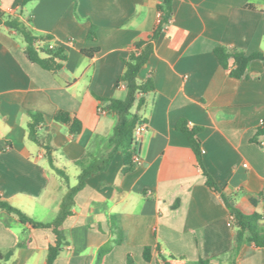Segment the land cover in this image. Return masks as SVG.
<instances>
[{
	"label": "crops",
	"instance_id": "obj_1",
	"mask_svg": "<svg viewBox=\"0 0 264 264\" xmlns=\"http://www.w3.org/2000/svg\"><path fill=\"white\" fill-rule=\"evenodd\" d=\"M2 0L4 17L17 18L37 37L51 35L66 59L54 72L32 62L26 41L0 24V197L34 220L51 223L64 196L78 183L77 161L101 159L112 149L118 116L108 99H125L119 83L132 44L159 23L162 0ZM172 18L154 45L139 80L155 90L138 111L147 126L133 169L123 173L117 150L108 169L91 175L76 193L61 229L66 244L53 264H264V247L239 244L232 212L206 184L196 154L178 129L202 127L203 161L220 188L245 213L263 216L264 62L251 61L235 78L214 54L217 46L248 55L264 52V0H172ZM94 30L96 39H90ZM37 47L46 49V42ZM84 50H94L88 56ZM42 56L46 54L41 52ZM233 67V61L230 62ZM82 123L73 134L55 115ZM133 111L137 112L134 108ZM32 114H41L40 138H29ZM257 198L256 206L250 202ZM53 227H33L0 208V264H45ZM152 248V259L143 256ZM158 247L160 249H158ZM106 248L100 262L99 250Z\"/></svg>",
	"mask_w": 264,
	"mask_h": 264
},
{
	"label": "trees",
	"instance_id": "obj_2",
	"mask_svg": "<svg viewBox=\"0 0 264 264\" xmlns=\"http://www.w3.org/2000/svg\"><path fill=\"white\" fill-rule=\"evenodd\" d=\"M30 0H23V4H26ZM159 11L162 12L161 19L157 27L147 33H143L140 37L132 44L130 57L126 60V70L119 79V83H125L127 88V96L125 99H108L107 110L115 113L118 116V121L115 126L114 134L111 137L112 149L101 159L89 160L82 159L77 161V165L81 168V172L78 175V183L70 187L61 204V208L58 216L51 223H43L34 220L32 217L27 215L20 208L12 205L10 202L1 199L0 197V208L8 212L9 214L15 215L19 218L20 222L24 224H30L33 227H53L55 234V244L50 245L48 250V257L45 264H53L58 257L61 248L66 244V239L61 225L64 219L72 213V206L74 205V197L78 191H80L85 185L87 179L98 172L105 171L108 169L115 153L117 150H122L124 156V167L123 173H127L135 166L134 155L137 154V145L134 140V129L140 121V115L138 111L141 110L146 102V95L155 90V84L153 79L150 77L145 81L139 80V75L144 66L150 60V57L154 53V45L159 38L166 25L172 18V0H162L159 5ZM0 24H4L10 28L16 29L26 41V54L28 58L45 69L51 71H58L62 67V61L66 59L62 48L57 47L55 49H40L37 47L38 41H44L51 39V35L43 37H37L33 35L31 30L17 18H5L4 13L0 10ZM90 39H96L94 30L92 29L88 36ZM41 52L46 55L42 56ZM88 56H92L94 50H84ZM214 54L217 57L220 64L230 70V74L235 78H242L247 75V71L251 61L261 60L264 62V52H255L250 55L241 51H229L226 47L217 46L214 49ZM233 61L234 66H231ZM136 109L137 112L133 111ZM55 119L59 122H63L70 125V131L73 134H77L82 129V123L75 117H72L66 111H59L55 115ZM43 116L41 114H32L31 120L28 124L29 138L38 143L42 144L47 150L48 158L53 168L65 178H68L66 172L55 165L52 157V147L42 141L40 138V128L43 124ZM178 129L182 131L188 138L198 162L201 166L202 172L206 177V184L213 190L219 192L231 210L232 215L236 221L237 226V240L241 244L246 240L253 241L257 246L264 247V225L261 223L263 216L255 211L245 213L239 206H237L232 197L227 195L222 188L218 185V182L209 172L203 161L202 153V142L199 137L202 132V127L194 126L190 127L185 121H181L178 124ZM264 137V120L256 129L255 135L252 138L253 142L259 143L261 138ZM253 206L257 205L258 199L253 197L250 199ZM158 249H160L158 247ZM106 252V248L99 250L98 262L102 259ZM11 253L2 254L0 258H9ZM144 259L150 261L152 259V248L150 246L145 247L143 252ZM161 264H174L173 256H165L160 254ZM128 264H136L133 259L128 257ZM196 264H209V261L200 260Z\"/></svg>",
	"mask_w": 264,
	"mask_h": 264
},
{
	"label": "built area",
	"instance_id": "obj_3",
	"mask_svg": "<svg viewBox=\"0 0 264 264\" xmlns=\"http://www.w3.org/2000/svg\"><path fill=\"white\" fill-rule=\"evenodd\" d=\"M1 1L2 0H0V3H1ZM161 16H162V12H159V21L161 19ZM45 42H46V45H47L46 49H50L51 50V49L57 48L50 40H47ZM121 86L126 88V84L125 83H121ZM107 111L108 110H106V109H100L101 113H106ZM146 126H147V124L144 121H139L138 124L136 125L135 129H134V140H135V143L137 145V149H138L139 140L141 139V137L143 135V132L146 129ZM202 152H205V151L202 150ZM137 153H138V151H137ZM133 160H134V163H138L140 161V159L138 157V154L134 155V159ZM232 220H234V216H232Z\"/></svg>",
	"mask_w": 264,
	"mask_h": 264
}]
</instances>
